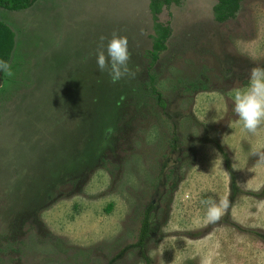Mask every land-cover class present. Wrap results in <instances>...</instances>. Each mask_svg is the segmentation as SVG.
<instances>
[{
	"label": "rangeland",
	"instance_id": "rangeland-1",
	"mask_svg": "<svg viewBox=\"0 0 264 264\" xmlns=\"http://www.w3.org/2000/svg\"><path fill=\"white\" fill-rule=\"evenodd\" d=\"M219 1L182 0L158 20L152 0L0 8L15 34L0 80V264H264V127L244 130L230 96L264 67V0L225 22ZM113 33L136 73L115 84L95 59ZM206 199L228 201L219 220Z\"/></svg>",
	"mask_w": 264,
	"mask_h": 264
},
{
	"label": "clouds",
	"instance_id": "clouds-1",
	"mask_svg": "<svg viewBox=\"0 0 264 264\" xmlns=\"http://www.w3.org/2000/svg\"><path fill=\"white\" fill-rule=\"evenodd\" d=\"M107 40L106 45L103 43ZM96 65L101 73H107L112 83H118L125 78H135L136 73L130 68L131 53L127 36L113 33L110 39L101 37V45L95 52ZM0 73L11 77L14 75L11 65L0 59ZM232 111L238 122L248 133L255 135L264 127V67L252 68L247 83L242 88L230 93ZM264 161V154L253 152ZM206 205V218L209 222L220 219L224 210L228 208V201L220 199L218 202L206 199L201 202Z\"/></svg>",
	"mask_w": 264,
	"mask_h": 264
},
{
	"label": "trees",
	"instance_id": "trees-1",
	"mask_svg": "<svg viewBox=\"0 0 264 264\" xmlns=\"http://www.w3.org/2000/svg\"><path fill=\"white\" fill-rule=\"evenodd\" d=\"M38 0H0V8L8 11H22L27 10L34 5ZM245 0H220L217 5L214 7L215 19L219 22H225L231 18H234L241 3ZM182 0H152L151 2V11L156 20L159 19L161 10L165 6H170L172 4H179ZM167 41V37L164 38V41ZM15 47V34L8 24L0 20V59L10 63L11 54ZM167 49L166 43L163 41H157L155 44V50L157 52L154 55L155 62L159 59V54L162 51ZM4 73H0V80L3 79ZM152 90L157 95L158 105L166 109L167 104L164 100L162 94L154 87V76H151ZM154 207L151 205L144 215V221L140 232V240L138 246H145L146 242L151 236L152 233V223L150 220V215ZM149 263V262H148Z\"/></svg>",
	"mask_w": 264,
	"mask_h": 264
}]
</instances>
